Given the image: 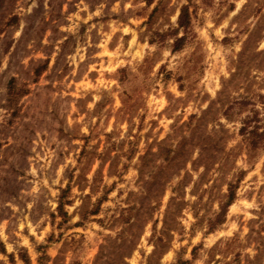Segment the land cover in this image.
<instances>
[{"label":"rangeland","instance_id":"rangeland-1","mask_svg":"<svg viewBox=\"0 0 264 264\" xmlns=\"http://www.w3.org/2000/svg\"><path fill=\"white\" fill-rule=\"evenodd\" d=\"M0 264H264V0H0Z\"/></svg>","mask_w":264,"mask_h":264},{"label":"trees","instance_id":"trees-1","mask_svg":"<svg viewBox=\"0 0 264 264\" xmlns=\"http://www.w3.org/2000/svg\"><path fill=\"white\" fill-rule=\"evenodd\" d=\"M178 28L179 29H184V31H187V29L189 28V15L187 14V10L186 8H183L179 17H178ZM183 41V39H179V38H176L175 41H174V50H179L180 49V45H181V42ZM232 199V196L231 198ZM231 203V200L229 201V203L227 204V206ZM96 213V210L92 211L90 214L91 215H94Z\"/></svg>","mask_w":264,"mask_h":264}]
</instances>
